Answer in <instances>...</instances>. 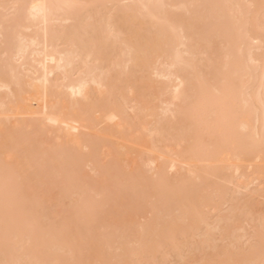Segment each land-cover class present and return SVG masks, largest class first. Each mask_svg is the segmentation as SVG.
Segmentation results:
<instances>
[{
	"label": "bare ground",
	"instance_id": "obj_1",
	"mask_svg": "<svg viewBox=\"0 0 264 264\" xmlns=\"http://www.w3.org/2000/svg\"><path fill=\"white\" fill-rule=\"evenodd\" d=\"M0 264H264V0H0Z\"/></svg>",
	"mask_w": 264,
	"mask_h": 264
}]
</instances>
